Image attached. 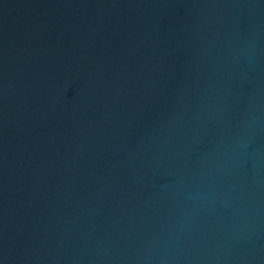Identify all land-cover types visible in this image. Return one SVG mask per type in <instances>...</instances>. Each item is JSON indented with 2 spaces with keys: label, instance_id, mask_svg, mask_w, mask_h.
Here are the masks:
<instances>
[{
  "label": "water",
  "instance_id": "95a60500",
  "mask_svg": "<svg viewBox=\"0 0 264 264\" xmlns=\"http://www.w3.org/2000/svg\"><path fill=\"white\" fill-rule=\"evenodd\" d=\"M0 264H264V0H0Z\"/></svg>",
  "mask_w": 264,
  "mask_h": 264
}]
</instances>
